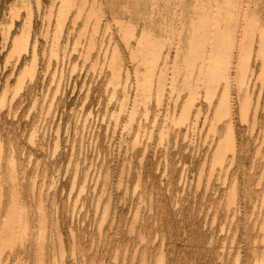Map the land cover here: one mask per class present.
<instances>
[{
	"label": "rangeland",
	"instance_id": "rangeland-1",
	"mask_svg": "<svg viewBox=\"0 0 264 264\" xmlns=\"http://www.w3.org/2000/svg\"><path fill=\"white\" fill-rule=\"evenodd\" d=\"M72 1L0 0V220L6 216L4 213H11L15 222L10 228L15 232L22 227L24 216L29 223L27 236L24 234L21 241L17 237L12 243L11 240L7 241L8 245L2 241L0 233V264H132L134 261V264H264V256L261 255L264 254V50L262 57L255 61V76L251 85L254 90L252 108L248 119L244 120L234 86L228 87L224 96L226 99L232 98L234 102L231 114L227 115L225 103H221V95L218 96L219 93L223 94V88L217 91V96L209 105L203 88L194 89L196 80L190 74L196 71L192 73L196 78L199 67L188 65L186 71V66L185 69L183 67L185 56H188L184 51L185 46L180 45L184 47L177 51L180 53L173 50L174 43L179 39L177 29L182 30L180 39L187 37L180 40L181 43L182 40L186 41L183 44L187 46L194 19L195 33L198 31L201 34L203 30L196 27H204L203 22L200 23L201 18L204 20L203 14L225 17L222 9L226 10L227 4L224 0L209 3L205 2L207 0H167L166 5L164 2L161 4L167 8V12H162L160 16L162 19L158 13L161 6L158 11L150 10L148 0L146 3L145 0L139 3L138 0ZM219 1L222 4H218ZM197 2L202 8L197 6L194 11L192 8ZM201 2L206 5L203 3V6ZM258 2L260 19L257 18L264 28V0ZM100 3L102 5H98ZM173 4L177 5L174 7ZM182 4L186 14L183 9L180 13ZM207 5L211 7L210 10H207ZM122 6H128L127 11ZM171 6L173 9L178 7L175 15ZM191 9L193 16L187 13L192 12ZM216 9L219 13H216ZM199 14L203 16L200 19ZM100 16L102 18L98 20ZM149 18L153 19L150 21ZM105 19L111 30L109 27L106 29ZM119 20L122 26L117 22ZM180 20L185 21V25ZM228 20L223 18L220 28L224 25L222 33L230 32L231 35L235 29L231 21L234 19ZM158 22L166 24L162 23L164 27H161ZM186 22L191 24V28L186 26ZM145 23H150L152 35L156 36L153 40L157 50L162 54L165 50V53L169 52L168 65H164L160 58L158 63H162V66L157 67L160 74L168 71L164 75L169 80L164 75L165 80L158 73L154 75L156 79L159 77L158 83L164 81V86L160 83L149 85L151 81L147 79L152 78L149 75L152 67L148 59L151 57L135 45L137 29ZM170 24L176 26L175 36V27L173 29ZM129 26V32L124 31V34L123 29ZM133 27L136 29L133 30ZM130 30H133L131 35ZM164 30L173 33H165ZM185 31L190 34L189 37ZM133 32L136 34L133 35ZM122 35L132 38L126 39ZM14 36L19 38L16 44L13 43ZM25 36L29 38L25 39ZM169 36L174 43L169 41ZM163 39L168 40L165 43ZM32 42L35 43V50ZM125 42H129L128 45ZM168 44L172 45L169 50ZM165 45H168L167 48ZM136 56L140 57L137 59ZM118 58L121 59V67L117 65ZM193 60L198 64L204 58L199 54ZM173 61L178 64L175 65L177 68L174 67L177 72L172 69ZM181 62L183 65H180ZM112 66H116L114 71ZM184 74L187 78L191 77L187 80ZM118 75L121 78L117 82L115 76ZM146 80L147 83L144 82ZM180 82L182 86L179 87ZM141 83H144V87ZM185 83L190 84L192 89ZM146 86L151 87V93L144 94L143 91L150 90ZM162 87H165L164 92ZM183 88L186 90L183 91ZM159 93L163 97L161 101ZM149 94L151 100L147 97ZM175 94H179V97ZM188 94L195 103L190 102ZM186 98L189 106L185 104ZM133 99L139 103H134ZM173 99H176V105ZM191 104L194 107H190ZM255 104L258 109L254 121L252 111ZM121 106H127V109H121ZM182 107L187 108L189 116L186 109L185 114H181ZM129 111H132L131 115ZM183 115H187L188 120H184ZM177 118L179 125L174 121ZM229 120L233 122L232 130L228 125ZM166 125H169L168 128ZM232 131L237 143L234 153L227 148ZM135 141L141 145H136ZM215 144L219 145V149ZM217 151L224 155L222 159L216 157ZM82 187L84 190L81 191ZM2 225L0 222V230ZM31 238L34 241H29Z\"/></svg>",
	"mask_w": 264,
	"mask_h": 264
},
{
	"label": "bare ground",
	"instance_id": "bare-ground-1",
	"mask_svg": "<svg viewBox=\"0 0 264 264\" xmlns=\"http://www.w3.org/2000/svg\"><path fill=\"white\" fill-rule=\"evenodd\" d=\"M68 1V0H67ZM72 1V0H71ZM75 1V0H74ZM84 1V0H83ZM103 1V0H102ZM132 1V0H131ZM135 1V0H134ZM133 1V2H134ZM139 1L140 0H138V2L137 3H139ZM150 1V2H149ZM165 1H167V0H148V2L151 4V5H149L150 7H152V8H150V7H148V9H152L153 11H158L159 9H160V6H161V10H159L158 11V13H159V17L160 16H162V12L164 13V11H166L167 12V8H165L164 6L166 5L165 4ZM174 1V0H173ZM185 1H187V0H185ZM204 1V0H203ZM212 0H207V1H205V2H211ZM218 1V0H217ZM217 1H214V2H216L215 4H217ZM259 0H224V2L227 4V7L225 8L226 10H224V9H222V12H225V17H222L220 14H213L211 17L209 16V15H207L206 13L205 14H203V16H202V14L200 15V17H199V19L201 18V17H203V19L205 20H202V18H201V21H200V23L201 22H203L202 24H204V27H202V25H200V23H199V25L201 26H197L196 28L198 29V27H199V29L201 28L203 31H200V33L201 34H199V32L197 31V29H196V33H195V28H193V25H194V23H195V19H194V22L193 23H191V24H193V25H191L190 23H187L186 22V26L188 25L189 26V24L192 26V29H193V31L191 32L192 33V35L190 36V34L187 32L189 29H185V30H187V31H185L186 33H187V36L190 38V42H189V45H187L188 47H189V49L188 50H186V48H187V46L186 45H184L185 44V42L186 41H184V40H182L183 41V43H181L180 42V40L183 38H181L180 39V37H181V33H182V30L179 28V29H177V32H176V26H174L175 27V31H174V36H175V32L177 33V35H178V40H177V43L175 44L173 41H172V39L170 38V36H169V41H172V43H174V45H173V48H175V49H173L176 53H180V52H177L178 50H180V48H183L184 49V47L183 46H185V49H184V51H186V53H188L187 55L189 56H191L192 58H189L188 56H185V64H187V65H183V62H181L182 64H180V65H183V67H184V69H185V66H186V71H187V67H188V65H189V67H191L192 66V68L195 66V65H197L196 67L198 68L199 67V72L198 73H195V76H196V74H197V76H196V78H194V75L192 74V73H194V72H196V71H194V72H190V74H191V76H193V79H195L196 81V84H194L195 86V88L194 89H200L201 90V88H203V90L205 91H203V93H205V97H207V98H209L208 100V104L209 105H211V103H212V99L215 97V96H217V91H219V90H221V88H223V94H220L219 93V95L218 96H220V102L221 103H225L224 105H225V107L227 108V115H229V114H231V111H232V107H233V105H234V102L232 101L233 99L232 98H224V96L226 95V89H228V87H233L234 86V88H236V91H237V95H236V97H237V99H238V104H239V106H240V109H241V114H242V117H243V119L244 120H247L248 119V113H249V110L252 108V98H253V89L251 88V85H252V81H253V77L255 76V69H254V65H255V61H256V59H260L262 56H261V52L264 50V28H263V25H262V23H259V20H258V13H257V8H258V4H259V2H258ZM106 2V1H105ZM107 2H108V0H107ZM106 2V3H107ZM127 2H128V0H127ZM133 2L131 3L132 5H134L135 4V2H134V4H133ZM147 2V0H145V3ZM162 2H164L163 4H165L164 6H162L161 4H162ZM175 2V1H174ZM178 2V1H177ZM196 2V1H195ZM194 2V3H195ZM199 2H200V0H199ZM199 2H197L198 4H199ZM222 2V1H221ZM72 3H73V1H72ZM71 3V4H72ZM94 3V2H93ZM97 3V2H96ZM129 3H130V1H129ZM193 3V2H192ZM204 3V2H203ZM202 2H201V4L204 6V4H203ZM207 3V4H208ZM220 3V1L218 2V4ZM224 3V4H225ZM104 4V3H103ZM198 4H195V6H193L194 8H192V9H194V11H196V7L198 6H201L200 4L198 5ZM220 4H222V3H220ZM224 4H223V6H224ZM225 4V5H226ZM67 5H69L70 7H71V5L68 3ZM75 5V4H74ZM73 4H72V6H74ZM87 5V4H86ZM98 5H102V3H100V4H98ZM121 5H124V4H120V6ZM147 5V4H146ZM174 5V7L177 5V4H173ZM191 5V4H190ZM206 5V4H205ZM209 5H211V3L209 4ZM209 5H207L208 7V9L207 10H210V6ZM83 6V5H82ZM92 6V5H91ZM129 6L130 7H132L130 4H129ZM168 6V5H167ZM166 6V7H167ZM179 6V5H178ZM183 4L182 5H180V13H181V9H183ZM185 6V5H184ZM192 6V5H191ZM214 6V5H213ZM219 6V5H218ZM217 6V7H218ZM66 7V6H65ZM65 7L63 8V9H65ZM84 7H85V5H84ZM93 8H94V4H93V6H92ZM97 7V6H96ZM126 7H128V6H126ZM123 8V6H122V8L123 9H126L125 11H127V8ZM136 7V6H135ZM142 7V6H141ZM172 7V6H171ZM210 7V8H209ZM216 7V8H217ZM60 8H62V7H60ZM69 8V7H68ZM92 8V9H93ZM134 8V7H133ZM139 8V7H138ZM159 8V9H158ZM170 8V7H169ZM176 8H178V7H176ZM176 8H174L173 9V7H172V12H174V11H176ZM201 8H202V6H201ZM213 8V7H212ZM215 8V7H214ZM221 8V7H220ZM220 8H218V10H219V12L221 11L220 10ZM62 9V10H63ZM100 10L102 9V7L101 8H99ZM135 9V8H134ZM147 9V10H148ZM154 9H156V10H154ZM192 9H191V11H192ZM204 9V8H203ZM62 10H59V11H61V13H62ZM97 10H98V8H97ZM129 10V9H128ZM132 9H130V11H131ZM187 10V9H186ZM205 10V12H207V13H209V11H207L206 10V8L204 9ZM217 10V9H216ZM216 10H213V11H216ZM218 10L216 11V13H219L218 12ZM103 11V10H102ZM109 11V10H108ZM124 11V10H123ZM133 11V10H132ZM149 11V10H148ZM148 11H147V13H148ZM185 10L183 9V12H184ZM188 11V10H187ZM197 11H198V9H197ZM200 11H202V9H200ZM64 13H65V11H63ZM68 12V11H67ZM182 12V13H183ZM199 12V11H198ZM197 12V13H198ZM222 12H221V14H222ZM79 13H80V11H79ZM82 13V12H81ZM97 13H98V11H97ZM102 13V12H101ZM112 13V12H111ZM123 13V12H122ZM125 13V12H124ZM130 13H132V12H130ZM135 13V12H134ZM142 13V12H141ZM150 14H152L151 13V11L149 12ZM148 13V14H149ZM175 13L176 12H174V15H175ZM180 13H178V14H180ZM188 14H190V15H192L193 16V11L192 12H187ZM193 13V14H192ZM202 13V12H201ZM90 14V13H89ZM88 14V16L90 17L91 15H89ZM116 14V13H115ZM137 14V13H136ZM185 14H186V11H185ZM82 15V14H81ZM97 15H100V14H97ZM123 15V14H122ZM158 15V14H157ZM165 15V14H164ZM163 15V16H164ZM177 15V14H176ZM190 15H188V18L190 19ZM198 15V16H199ZM103 16V15H102ZM114 16V15H113ZM150 16V15H149ZM155 16H156V12H155ZM154 16V18H156ZM173 16V15H172ZM180 16H181V14H180ZM183 16H184V13H183ZM183 16H181L182 17V19H183ZM186 16V15H185ZM191 16V17H192ZM194 16H197V15H194ZM88 17V18H89ZM151 17V16H150ZM153 17V16H152ZM165 17V16H164ZM174 17V16H173ZM173 17H170V18H173ZM181 17H180V19H181ZM228 17V18H227ZM258 17V18H257ZM100 18H102L101 16L99 17V19L98 20H100ZM107 18V17H106ZM119 18H122V16L120 17L119 16ZM124 19H125V17H123ZM129 18V17H128ZM128 18H126V20H130V19H128ZM161 18V17H160ZM159 18V19H160ZM165 18H167V14H166V17ZM178 17H176V19H177ZM186 18V17H185ZM184 18V19H185ZM195 18H197V17H195ZM223 18L224 19H234V20H231V21H233L234 23H233V26L235 27V29H234V31H231V30H233L232 28H231V35H229L230 34V32H229V34L228 33H225L224 34V32L222 33V31L221 30H223V28H224V25H223V28H220V27H222L221 26V20H223ZM116 19H117V17H116ZM123 19V20H124ZM150 19V18H149ZM153 19V18H152ZM152 19H150V21L152 20ZM157 19V18H156ZM158 19V20H159ZM162 19V18H161ZM260 19V18H259ZM98 20H97V22H98ZM106 20V19H105ZM108 20H110V19H108ZM115 20V19H114ZM113 20V21H114ZM123 20H122V22H123ZM148 20V19H147ZM155 20V19H154ZM157 20V21H158ZM165 21H166V19H164ZM168 20V19H167ZM193 20V17L191 18V21ZM197 20V19H196ZM211 20V21H210ZM228 20V21H229ZM116 21V20H115ZM114 21V22H115ZM121 20H119V21H117L118 23L120 22ZM135 21V20H134ZM159 21H161V20H159ZM177 21V20H176ZM179 21V20H178ZM177 21V22H178ZM183 21V20H182ZM182 21L180 20V22L182 23ZM190 21V22H191ZM198 21V20H197ZM197 21H196V25H197ZM227 21V22H228ZM230 21V22H231ZM96 22V23H97ZM116 22V24H118ZM128 22V24L129 25H131L130 24V21H127ZM153 22V21H152ZM172 22V21H171ZM179 22V23H180ZM184 22V25H185V21H183ZM189 22V21H188ZM212 22H214V24L212 25L211 23ZM99 23V22H98ZM121 23V22H120ZM131 23H133L132 21H131ZM156 23V22H155ZM158 23H161V22H158ZM157 23V24H158ZM162 23H165L166 24V22H162ZM162 23H161V27H164V24L162 25ZM170 23V22H169ZM169 23H167V25H168V27H169ZM210 23V24H209ZM226 23V20L224 21V24ZM133 24H135V23H133ZM133 24H132V26H133ZM230 24V23H229ZM234 24H236V25H234ZM118 25H120V24H118ZM127 25V24H126ZM125 25V26H126ZM138 25V24H137ZM171 25V24H170ZM173 25V24H172ZM171 25V27H173ZM175 25H177L176 24V22H175ZM181 25V24H180ZM183 25V24H182ZM195 25V26H196ZM227 25H228V23H226V26H225V28H227ZM31 26V25H30ZM101 26V25H100ZM121 26H122V23H121ZM125 26H123V27H125ZM135 26V25H134ZM166 26V25H165ZM178 26V25H177ZM187 26V27H188ZM230 26H232V25H230ZM105 27H106V29L109 27V23H108V21L106 20V24H105ZM115 27V26H114ZM160 27V28H161ZM174 27H173V29H174ZM185 27V26H184ZM186 27V28H187ZM190 27V26H189ZM96 28V27H95ZM97 28H98V25H97ZM100 28V27H99ZM118 28V27H117ZM127 28H131L130 26L129 27H126V30L125 29H123V33H124V31H126V32H129V30L127 31ZM191 28V27H190ZM105 29V28H104ZM106 29H105V33H106ZM109 29H110V27H109ZM119 29V28H118ZM133 30L134 29H136L135 27H133L132 28ZM162 29H166V27L165 28H162ZM162 29H161V31H162ZM171 29V28H170ZM173 29H172V31H173ZM183 29V28H182ZM229 29H230V27L228 28V31H229ZM111 30V29H110ZM120 30V29H119ZM132 30V31H133ZM139 32V34L137 33V31H136V33L135 32H133V35H135L136 34V40L135 41H137L136 43H139V44H136L135 43V45H138V47H140V50H141V48H142V50L143 51H145V55H150L149 57H151V58H149L148 59V61H150L151 60V62H149L150 64H151V67H152V69H149L150 71H152L151 72V74H149L150 75V77H152V78H148L147 79V77H146V79L147 80H149V82H150V86H152L153 84H159L160 82H161V80H160V82L158 83V81H157V79H159V77H157V79L156 78H154V75L156 74V73H158L159 75H162V77H160V78H164L163 77V75L164 74H166L165 73V70L162 72V70H161V73H163V74H160L159 72H160V70L159 69H157V67L159 66V65H161L162 63H164V65H168V63H169V61H167V59L168 58H170L169 57V52H166L165 53V51H164V53L162 54V53H160L158 50H157V44L155 43V37L156 36H154V35H152L153 33H152V29H151V27H150V23H149V25H147L146 23L145 24H143L142 25V27H140L139 29H137ZM184 30V29H183ZM226 30V32H227V29H225ZM27 31V30H26ZM108 31V30H107ZM132 31L130 30V35L132 34ZM156 31V30H155ZM165 31V30H164ZM169 31H171V30H169ZM169 31H165V33L167 32H169ZM224 31V30H223ZM104 32V31H103ZM102 32V33H103ZM122 32H121V34H122ZM170 33V32H169ZM173 33V32H172ZM172 33H170V34H172ZM186 33H183L182 35H185ZM199 34V36H197L198 34ZM17 34V33H16ZM15 34V35H16ZM26 34V33H25ZM30 33L28 32V35H29ZM125 34V33H124ZM226 34H228L229 36H226ZM258 34H259V36H258ZM111 35V34H110ZM127 35H128V33H127ZM138 35V36H137ZM166 35V34H165ZM22 36H23V34H22ZM126 35H122L121 37H125ZM163 36V35H162ZM20 37V36H19ZM127 37V36H126ZM125 37V38H126ZM135 37V36H134ZM166 37H168V36H166ZM165 37V38H166ZM173 37V36H172ZM185 38H183V39H186L187 37L186 36H184ZM25 39L26 38H29V36H25L24 37ZM36 38H37V36H36ZM124 38V39H125ZM129 38H132L131 36L129 37ZM128 37L126 38V39H129ZM146 38V39H145ZM161 37H159V39H160ZM164 38V37H163ZM164 38V39H165ZM20 39L22 40L23 38L22 37H20ZM144 39H145V41H144ZM154 39V40H153ZM163 39V42L165 41V43L167 42V40H164ZM174 39V38H173ZM18 40H19V38L17 37V36H14L13 37V43H17L18 42ZM92 40V39H91ZM106 40H108V39H106ZM156 40H158V39H156ZM188 40V39H187ZM196 40V42H194ZM109 41V40H108ZM111 41V40H110ZM113 41V40H112ZM126 41H129V40H126ZM133 41V40H132ZM144 41V42H143ZM160 41V40H159ZM161 41H162V39H161ZM168 41V42H169ZM26 42V41H25ZM27 42H28V39H27ZM37 41H35V43H36ZM157 42V41H156ZM162 42V43H163ZM12 43V45H14ZM20 43V42H19ZM34 42H32V44H33ZM34 43V44H35ZM102 43V42H101ZM114 43V42H113ZM126 43V42H125ZM129 43V42H128ZM128 43H126L127 45H128ZM170 43V42H169ZM187 43V42H186ZM196 45H195V44ZM34 44H33V46H34ZM57 43L55 42V44L54 45H56ZM183 45V46H180V45ZM19 45V44H18ZM28 45V44H27ZM164 45V44H163ZM162 44L160 45V43H159V46H161L162 48L164 47ZM169 45V46H168ZM168 45H165V47L166 46H168V48H167V50H169V48H170V46H172V45H170V44H168ZM15 46H17V45H15ZM26 46V45H25ZM58 46V45H57ZM106 46V45H105ZM114 46V45H113ZM132 46V45H131ZM130 45H129V47H131ZM27 47V46H26ZM114 47H116V44H115V46ZM128 47V46H127ZM138 47H135V48H138ZM161 47H159V48H161ZM107 48V47H106ZM161 48V49H162ZM13 49H15V47L13 48ZM33 49L35 50L36 49V47L34 46L33 47ZM99 49H100V47H99ZM108 49V48H107ZM15 50H17V48L15 49ZM27 50V49H26ZM33 50V51H34ZM113 50V49H112ZM126 50V49H125ZM141 50V51H142ZM163 50V49H162ZM100 51V50H99ZM132 50L130 49V52H131ZM133 51H135L134 49H133ZM183 51V50H182ZM181 51V52H182ZM184 51H183V54L184 55H186V53H184ZM136 52L137 53H139L140 51H137L136 50ZM136 52H134L133 54L135 55V53ZM162 52V51H161ZM33 53V52H32ZM34 53H35V51H34ZM33 53V54H34ZM106 53V52H105ZM114 53V52H113ZM142 53V55H144L143 54V52H141ZM174 53V52H173ZM176 53H174V55H176ZM264 53V52H263ZM262 53V54H263ZM36 54V53H35ZM99 54V53H98ZM111 54V56H112V53H110ZM118 54V53H117ZM117 54H115L116 55V57L118 56ZM131 54V53H130ZM133 54H131L132 56H134ZM199 54H202V57L204 58V60L202 61V62H200V63H198V64H196V62H195V60H197V59H195V60H193L195 57L197 58V55H199ZM138 55V54H137ZM184 55H181V56H184ZM35 57H36V55H34ZM99 56V55H98ZM103 56H104V53H103ZM171 56V55H170ZM178 56V55H177ZM34 57V58H35ZM106 57V56H105ZM128 57V56H127ZM131 57V56H130ZM137 57V59H138V57H140V56H136ZM144 57V56H143ZM147 57V56H146ZM175 57V56H174ZM180 57V56H179ZM187 57V58H186ZM199 57V56H198ZM37 58V57H36ZM133 57H131V59H132ZM161 58V60H162V63H158V60ZM178 58V57H177ZM182 58V57H181ZM103 59V58H102ZM110 59V58H109ZM113 59H114V57H113ZM113 59H110V60H113ZM144 59H147V58H145L144 57ZM171 59H174V58H171ZM176 59V58H175ZM182 59H184V58H182ZM202 60V59H201ZM34 61V60H33ZM117 65H119L118 67H121L122 66V62H121V59L120 58H118L117 60ZM176 61V60H175ZM175 61H173V64H172V69L173 70H175V72H177L176 71V69H174V67H176L177 68V66H175V65H178V64H174L175 63ZM199 61V59L197 60V62ZM105 62V61H104ZM112 62H115L114 60L112 61ZM136 63H137V61H135ZM140 62V61H139ZM178 63H179V61H177ZM176 62V63H177ZM144 63H146L145 62V60H144ZM149 63H148V65H149ZM171 63H172V61H171ZM170 63V64H171ZM254 63V64H253ZM112 64V63H111ZM110 63H109V65H111ZM115 64V63H114ZM195 64V65H194ZM101 65V64H100ZM139 65H140V63H139ZM180 65L178 66V67H180ZM114 66V65H113ZM113 66L111 67V68H113ZM137 66V65H136ZM146 66H147V64H146ZM162 66V65H161ZM101 67V69H102V65L100 66ZM104 67V66H103ZM116 67V66H115ZM114 67V68H115ZM256 67V66H255ZM108 68V67H107ZM110 68V67H109ZM114 68H113V70L112 71H114ZM146 68V67H145ZM164 68H165V66H164ZM167 68V67H166ZM135 69H137L136 67H135ZM170 70V68H169V70L170 71H173V70ZM196 68H194V70H195ZM119 70V69H118ZM117 70V71H118ZM167 70V69H166ZM178 70V69H177ZM189 70H191V68L189 69ZM100 71V70H99ZM117 71H115V72H117ZM126 71V70H125ZM145 71H148V70H145ZM150 71H148L149 73H150ZM185 71V70H184ZM185 71V72H186ZM192 71V70H191ZM197 71H198V69H197ZM114 72V73H115ZM120 72V71H119ZM119 72H117V74H119ZM174 72V71H173ZM174 72V73H175ZM189 72V71H188ZM113 73V72H112ZM121 73V72H120ZM129 73V72H128ZM133 73H136V72H133ZM182 73H183V71H182ZM116 74V73H115ZM115 74H111L112 76H114ZM126 74H127V71H126ZM138 74V73H137ZM137 74H135V77H137L136 75ZM145 74H147V72H145ZM172 74V73H171ZM181 74V73H180ZM188 75H189V73H187ZM139 75V74H138ZM149 75H146V76H148L149 77ZM152 75V76H151ZM157 75V74H156ZM170 75V74H169ZM185 75L186 74H184L183 76L185 77ZM129 76V75H128ZM165 76V78H167L166 77V75H164ZM173 76V75H172ZM190 76V77H191ZM119 77V78H118ZM125 77L127 78V76L125 75ZM144 77V76H143ZM171 77V76H170ZM189 77V76H188ZM189 77V78H190ZM111 78V77H110ZM115 78L117 79V82L119 81V79L121 78L120 77V75H118V76H115ZM129 78V77H128ZM165 78L163 79V80H165ZM174 78V77H173ZM183 78V77H182ZM181 78V79H182ZM185 78H187V77H185ZM189 78H187V80L189 79ZM212 80H210V79ZM139 79V78H138ZM137 79V80H138ZM154 79H156V82L157 83H155L154 81ZM168 79V78H167ZM171 79H172V77H171ZM181 79H180V81H181ZM192 79V78H191ZM113 80V79H112ZM115 80V79H114ZM129 80V79H128ZM127 80V81H128ZM136 80V79H135ZM147 80L146 81H144V82H146L147 83ZM162 80V82L163 83H160L161 85L162 84H164V81ZM169 80V79H168ZM174 80V79H173ZM183 80V79H182ZM185 80V79H184ZM110 81V80H109ZM143 81V80H142ZM176 81V80H175ZM193 81V80H192ZM116 82V81H115ZM116 82V83H117ZM122 82V81H121ZM136 82H138V81H136ZM141 82V81H140ZM166 82V81H165ZM182 82V81H181ZM181 82H180V85H179V87L180 86H182L181 85ZM210 82H211V85H210ZM112 83V82H111ZM120 83V82H119ZM145 83V84H146ZM171 82H169V84H170ZM126 84H128V83H126ZM136 84H139V83H136ZM141 84H143V87H144V83H141ZM183 84V83H182ZM186 84V83H185ZM190 84H191V82H190ZM189 84V85H190ZM117 85V84H116ZM147 86H149L148 84H146ZM166 85V84H165ZM187 85V84H186ZM185 85V86H186ZM189 85H187L188 86V88H190L189 87ZM107 86V85H106ZM146 86V88H147V90L150 88V90H148V91H143V92H145L144 94H147L148 92H150L151 93V87H147ZM157 86H160V85H157ZM162 86H164V85H162ZM191 86H193V83L191 84ZM254 86V85H253ZM112 87V86H111ZM142 87V88H143ZM156 87V86H155ZM154 87V88H155ZM171 87V86H170ZM169 87V88H170ZM106 88V87H105ZM140 88V87H139ZM141 88V89H142ZM160 89H161V86L159 87ZM187 88V87H186ZM186 88H183V91H184V89L186 90ZM187 88V89H188ZM114 89H116V88H114ZM125 89H126V87H125ZM125 89H124V91H125ZM157 90H158V88H156ZM164 89H165V87L163 88L162 87V92H164ZM178 89H180V88H178ZM190 89H192V88H190ZM190 89H188L189 91H191ZM193 89V90H194ZM113 90V89H112ZM136 90H137V86H136ZM170 90V89H169ZM187 90V91H188ZM114 91V90H113ZM179 91H181V90H179ZM178 91V93H181V92H179ZM141 92V91H140ZM157 92H159V90L157 91ZM162 92H160L161 94H163ZM173 92H174V90L172 91V96H173ZM125 93V92H124ZM159 93V94H160ZM198 93H200V91L198 92ZM112 94V93H111ZM143 94V93H142ZM158 94V93H157ZM161 94H160V96H159V100L161 101V99L163 98L162 96H161ZM189 94H190V92H189ZM189 94L187 95V97H190L189 96ZM128 95V94H127ZM176 95V94H175ZM174 95V96H175ZM193 95V94H192ZM191 95V96H192ZM196 95H198V94H196ZM139 96V95H138ZM138 96H137V99H138ZM177 97H179V94H177L176 95ZM175 96V97H176ZM204 96V95H203ZM144 98H146V95H144L143 96ZM147 97H150V100H151V94H149V96H147ZM157 97H158V95H157ZM162 97V98H161ZM192 97H194V95L192 96ZM110 98H112V95H111V97ZM144 98H143V100H144ZM172 98H174V97H172ZM181 98V97H180ZM199 98V97H198ZM204 98V97H203ZM123 99H124V96H123ZM122 99V104L124 105V100ZM127 99H128V97H127ZM135 99H136V96H135ZM135 99H133V101H134V103H139V101H137V102H135ZM158 99V98H157ZM177 99V98H176ZM176 99H173L174 100V104H175V102L176 101H178V99L176 100ZM188 98H186L185 99V104L187 105V106H189V104H187L186 103V100H187ZM111 100V99H110ZM140 100V99H139ZM176 100V101H175ZM190 102L191 103H195V102H192V100H193V98L191 99V97H190ZM109 101V100H108ZM126 101H128V100H126ZM159 101V102H160ZM188 101V100H187ZM194 101V100H193ZM144 102V101H143ZM157 102H158V100H157ZM169 102V101H168ZM133 103V102H132ZM133 103V104H134ZM147 103V102H146ZM220 103V104H221ZM107 104V103H106ZM160 104H161V102H160ZM159 103H158V106H157V108L159 107V105H160ZM177 104V103H176ZM175 104V105H176ZM254 104V103H253ZM119 105H121V104H119ZM127 105H128V103H127ZM135 105V104H134ZM148 105V104H147ZM256 105V104H255ZM136 106V105H135ZM139 106V105H138ZM144 106V105H143ZM174 106V105H173ZM184 106V105H183ZM187 106H185V107H187ZM191 106H193L192 104L190 105V107ZM238 106V107H239ZM122 107V106H121ZM126 107V109H127V106H123L121 109H123V108H125ZM168 107H169V104H168ZM167 107V108H168ZM189 107V108H190ZM194 107V106H193ZM120 108V107H119ZM132 109H134V107H131ZM145 108H146V106H145ZM175 108V107H174ZM177 108V107H176ZM183 108V107H182ZM188 108V107H187ZM187 108H183V110H181V111H185L186 112V110H187ZM220 108V107H219ZM231 108V109H230ZM131 109V110H132ZM136 109V108H135ZM169 109V108H168ZM184 109H186V110H184ZM221 110L223 109L222 107L220 108ZM225 109V108H224ZM257 109H258V107H257V105H256V107L254 106V108H253V119H254V121H255V119H256V114H257ZM120 110V109H119ZM159 110V109H158ZM238 110H239V108H238ZM133 111V110H132ZM132 111H129V114H130V112H132ZM147 111V110H146ZM166 111V110H165ZM170 111V110H169ZM190 111V110H189ZM215 111H217V109L215 110ZM107 112V111H106ZM136 112L137 111H135L134 113L136 114ZM144 112V111H143ZM183 112H181V114H185V112L183 113ZM122 113V112H121ZM145 113V112H144ZM148 113H149V111H148ZM169 113V112H168ZM222 113V115H223V111L221 112ZM111 114H112V112H111ZM115 114H116V112H115ZM133 114V113H132ZM146 114V113H145ZM145 114H143V115H145ZM160 114V113H159ZM158 114V115H159ZM174 114V113H173ZM186 114L188 115V110H187V112H186ZM117 115H119V114H117ZM131 115V114H130ZM147 115V114H146ZM187 115H183L184 117L185 116H187ZM240 115V114H239ZM134 116V115H133ZM136 116V115H135ZM189 116V115H188ZM207 115H205V117H206ZM233 116V115H232ZM130 117V116H129ZM156 117V116H155ZM179 117H181V116H179ZM178 117V118H179ZM183 117V119L184 120H186L187 119V117H185L184 118ZM231 117V116H230ZM252 117V116H251ZM114 118V117H113ZM157 118V117H156ZM170 118V117H169ZM173 118V117H172ZM171 118V119H172ZM178 118H177V120H174L175 122L177 121H179L178 120ZM105 119V118H104ZM132 119V118H131ZM135 119V118H134ZM167 119V118H166ZM171 119H170V121H171ZM180 119V118H179ZM183 119H181L180 121H182ZM230 119V118H229ZM129 120V119H128ZM133 120V119H132ZM141 120V119H140ZM168 120V119H167ZM188 120V119H187ZM155 121V120H154ZM104 122V121H103ZM110 122V121H109ZM117 122V121H116ZM129 122H130V124H131V120H129ZM133 122V121H132ZM141 122V121H140ZM145 122H147L146 120H145ZM174 122V123H175ZM171 123V122H170ZM231 123H233V122H231V120H229V122H228V125H229V127H230V129L232 130V124ZM104 124V123H103ZM125 124V123H124ZM129 124V125H130ZM155 124V123H154ZM166 124V123H165ZM184 124V123H183ZM183 124H181V125H183ZM126 125V124H125ZM128 125V122H127V126H129ZM139 125H140V123H139ZM178 125H179V122H178ZM121 126H123V125H121ZM155 126V125H154ZM167 126V128H168V126L169 125H166ZM132 127V126H131ZM130 127V128H131ZM140 127V126H139ZM164 127V126H163ZM162 127V128H163ZM108 128V127H107ZM142 128V127H141ZM154 128V127H153ZM145 129V128H144ZM101 130V129H100ZM106 130H108V129H106ZM124 130V129H123ZM143 130V129H142ZM141 130V131H142ZM164 130H165V128H164ZM167 130V129H166ZM151 131L152 130H150V133H151ZM115 132V131H114ZM160 132V131H159ZM163 132V131H162ZM100 133V132H99ZM107 133V132H106ZM113 133V132H112ZM122 133V132H121ZM132 133V132H131ZM137 133V132H136ZM114 134V133H113ZM160 134V133H159ZM166 134H167V132H166ZM107 135V134H106ZM137 136L139 135V134H136ZM144 135V134H143ZM151 135V134H150ZM162 135H163V133H162ZM185 135H186V133H185ZM121 136H122V134H121ZM152 136H153V134H152ZM151 136V137H152ZM160 136V135H159ZM164 136V135H163ZM167 136V135H166ZM127 137H129V135L127 136ZM136 137V136H135ZM143 137V136H142ZM200 137V136H199ZM137 138V137H136ZM164 138V137H163ZM163 138H161L162 140H163ZM236 137L234 136V133H233V131L231 132V135H230V138H229V141H228V146H227V148L229 149V150H231V152L232 153H234L235 151H236V149H237V143H236V139H235ZM152 139H153V137H152ZM138 140V139H137ZM150 140V139H149ZM168 140V139H167ZM195 140V139H194ZM125 141V140H124ZM212 141V140H211ZM217 141V140H216ZM219 141H221V140H219ZM120 142V141H119ZM129 142V141H128ZM136 142V145L138 144V142L137 141H135ZM161 142V141H160ZM159 142V143H160ZM193 142V141H192ZM199 142V141H198ZM116 143V142H115ZM127 143V142H126ZM163 143V142H162ZM195 143V142H194ZM193 143V144H194ZM217 143V142H216ZM111 144V143H110ZM109 144V145H110ZM131 144V143H130ZM133 144V143H132ZM140 145H141V143H139ZM138 144V145H139ZM218 144V143H217ZM217 144H215L216 145V147L217 146H219V145H217ZM220 144V143H219ZM126 145V144H125ZM190 145V144H189ZM1 146V145H0ZM128 146V145H127ZM134 146V145H133ZM164 146V145H163ZM167 146V145H166ZM132 147V146H131ZM168 148V147H167ZM227 148H224V149H227ZM157 149V148H156ZM166 149V148H165ZM217 149H219V147H217ZM223 149V148H222ZM119 150H120V147H119ZM214 150H216V149H214ZM222 151V150H221ZM220 151V152H221ZM128 152V151H127ZM214 152V151H213ZM218 152V151H217ZM220 152H218V154H217V156L216 157H218L219 159H222L223 158V154H220ZM242 154V153H241ZM126 155V154H125ZM231 155V154H230ZM109 157V156H108ZM143 158V157H142ZM230 158H231V156H230ZM233 158H234V156H233ZM232 158V159H233ZM161 159V158H160ZM138 160H140V159H138ZM104 161V160H103ZM113 161V160H112ZM165 163H166V161H165ZM168 163V162H167ZM144 164V163H143ZM129 165V164H128ZM127 165V166H128ZM124 166V165H123ZM101 167H102V165H101ZM185 167V166H184ZM122 168V167H121ZM235 169V168H234ZM106 170V169H105ZM136 170V169H135ZM138 171H140V170H138ZM165 173V172H164ZM128 174H129V172H128ZM175 174V173H174ZM100 175V174H99ZM121 175H122V173H121ZM166 175V174H165ZM140 176V175H139ZM150 177V176H149ZM165 178H166V176H165ZM110 179V178H109ZM137 182H138V180H137ZM140 182V181H139ZM120 183V182H119ZM121 184H123L122 182H121ZM44 185V184H43ZM127 185V184H126ZM84 186V185H83ZM128 186V185H127ZM137 186V185H136ZM106 187H108V185L106 186ZM139 187V186H138ZM137 187V188H138ZM135 188V187H134ZM133 188V189H134ZM140 188V187H139ZM82 189H83V187L81 188V191H82ZM41 190V189H40ZM84 190V189H83ZM166 190V189H165ZM136 191V190H135ZM33 192V191H32ZM56 192V191H55ZM106 192V191H105ZM124 193V192H123ZM32 194V193H31ZM113 194V193H112ZM44 196V195H43ZM140 196V195H139ZM147 196V195H146ZM47 197H48V195H47ZM151 198V197H150ZM170 198V197H169ZM171 199V198H170ZM123 203V202H122ZM177 204V203H176ZM138 205V204H137ZM109 206V205H108ZM140 206V205H139ZM23 207H25V206H23ZM136 207H138V206H136ZM26 208V207H25ZM57 209V208H56ZM107 209V208H106ZM174 209V208H173ZM39 210V209H38ZM136 210H137V208H136ZM135 210V211H136ZM54 211V210H53ZM104 211H105V209H104ZM56 212V211H55ZM138 212H139V210H138ZM4 213V212H3ZM17 213V212H16ZM27 213V212H26ZM6 216L4 217V218H2L1 220H0V222H1V224H3L2 225V228H1V230H0V233H1V239H2V241L4 242V243H6L7 241H9V240H11V243H12V241H14V239H16L17 237H18V240H20L21 241V239L20 238H22L23 236H24V234L27 236V228H28V225H29V223L27 222V218H26V216H24L25 215V212H24V221H23V225H22V227L21 228H18L19 230H16V232L13 230V228H10V225L13 223V222H15V218L14 217H12L11 216V213H9V212H7V213H4ZM22 214V213H21ZM104 214V213H103ZM134 214H135V212H134ZM19 215V214H18ZM17 215V216H18ZM27 215H29V213L27 214ZM36 215V214H35ZM200 215V214H199ZM33 216V215H32ZM19 217V216H18ZM17 217V218H18ZM55 217V216H54ZM111 217V216H110ZM20 218H22V215L20 216ZM20 218H18L19 220H20ZM133 220V219H132ZM135 220V219H134ZM43 223V222H42ZM135 223V222H134ZM28 224V225H27ZM16 225H17V223H16ZM15 225V226H16ZM19 225H21L20 223H19ZM135 225V224H134ZM54 226V225H53ZM134 227V226H133ZM132 227V228H133ZM17 228V227H16ZM42 228V227H41ZM30 230V229H29ZM54 230V229H53ZM133 230V229H132ZM144 231V230H143ZM31 232V231H30ZM29 233V232H28ZM34 233V232H33ZM57 233V232H56ZM29 234H31V233H29ZM40 235V234H39ZM32 237H33V235H31ZM138 236V235H137ZM143 237V236H142ZM141 237V238H142ZM29 238V237H28ZM39 238V237H38ZM55 239V238H54ZM59 239V238H58ZM138 239V238H137ZM22 240H24V238L22 239ZM27 240H29V239H27ZM26 240V241H27ZM19 241V242H20ZM29 241H34V240H32V238H31V240H29ZM179 241V240H178ZM10 242V241H9ZM55 242V241H54ZM139 242V241H138ZM22 243V242H21ZM20 243V244H21ZM24 243H25V241H24ZM6 244H8L9 245V243H6ZM26 244V243H25ZM33 244H34V242H33ZM33 244H30V245H32L31 247H33ZM138 244H140V243H138ZM22 245V244H21ZM143 245V244H142ZM14 246V245H13ZM140 246V245H139ZM208 246V245H207ZM28 247V246H27ZM30 247V246H29ZM138 247V246H137ZM136 247V248H137ZM141 247V246H140ZM140 247H138V248H140ZM25 248H26V246H25ZM240 248V247H239ZM139 250V249H138ZM239 250V249H238ZM220 251V250H219ZM58 252V251H57ZM61 252H63V251H61ZM218 252V251H217ZM221 252H223V251H221ZM1 253V252H0ZM138 254H139V251L137 252ZM263 253H264V251H263ZM64 254V253H63ZM151 254V253H150ZM134 255H135V253H134ZM133 255V256H134ZM140 255V254H139ZM138 255V256H139ZM142 255V254H141ZM222 255V254H221ZM262 256H264V254H261ZM136 256H137V254H136ZM135 257V256H134ZM144 257V256H143ZM143 257H141V258H143ZM240 257V256H239ZM133 258V257H132ZM237 258V257H236ZM135 260V259H134ZM143 260H145L144 258H143ZM147 260V259H146ZM145 260V261H146ZM138 261V260H137ZM148 261V260H147ZM163 261V260H162ZM135 263H136V261H134ZM134 262L132 263V264H134ZM141 262H143V261H141ZM160 262H161V260H160ZM139 263H140V261H139ZM145 263V262H144ZM146 263H148V262H146ZM263 263V262H262ZM143 264V263H142ZM163 264V263H162ZM261 264V263H260Z\"/></svg>",
	"mask_w": 264,
	"mask_h": 264
}]
</instances>
